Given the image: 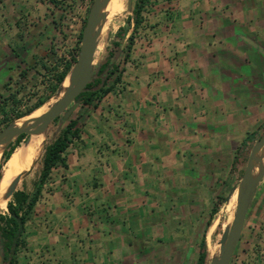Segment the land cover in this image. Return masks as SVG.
Masks as SVG:
<instances>
[{
  "label": "crops",
  "instance_id": "crops-1",
  "mask_svg": "<svg viewBox=\"0 0 264 264\" xmlns=\"http://www.w3.org/2000/svg\"><path fill=\"white\" fill-rule=\"evenodd\" d=\"M171 5L154 4L158 26L135 39L118 86L75 106L79 137L44 184L15 264H196L213 202L264 122V0ZM19 22L0 46L9 72L27 71L37 49ZM230 264H264V178Z\"/></svg>",
  "mask_w": 264,
  "mask_h": 264
},
{
  "label": "rangeland",
  "instance_id": "rangeland-1",
  "mask_svg": "<svg viewBox=\"0 0 264 264\" xmlns=\"http://www.w3.org/2000/svg\"><path fill=\"white\" fill-rule=\"evenodd\" d=\"M5 1L6 0H0V46L1 44H6L5 42L9 40V36L15 35L13 32L14 29H12L10 25H14L15 27L17 20L20 21L18 23L20 26H24V24L26 25V31L24 32L22 30V33H20L25 40L23 41V45L28 46V48L31 45L37 46V49L35 48L33 51L29 49V55L24 57L25 63H23V65L27 68V76L25 78H20V67L14 65V69H18V71L10 69L11 72L4 68L7 65L6 62H8L9 58L4 56L6 49L2 47L0 49V93L5 96H8L10 93H15L17 98L20 100L19 109L25 111L28 107L35 104L40 97L47 94L49 85L53 82V74L45 69L40 60L44 59L48 66L52 67V64H54L57 60H65L72 54V52H76V48H78V46L80 48V32L83 28L85 18L88 15L93 0H76L75 3L67 0L65 1L67 4H61L59 8L54 7L52 4H43L42 6H39V4H34L35 0H28V4H19V0H13L17 2V4L13 5L3 4ZM120 1L124 4V9L121 12L110 15L109 18L107 15V18L102 25V32L103 30L104 32H101L98 40V46L94 59L95 66H99L102 62H104L109 52L115 53L117 55L116 60L120 62L123 61L125 57L126 46L129 42V36L131 35L133 29V9L137 0H131V8H129L130 0ZM154 4H167V12H173L171 8L174 5L171 4H179V0H147V11L145 12L146 22L143 30H140L137 33V39H140V37H146V39H148L150 33L158 26V22L151 19ZM119 33L122 34V37L118 36ZM14 44H16V50L23 54L20 51L21 45L13 42V45ZM32 55H35L34 58L36 61L32 59ZM35 62H37V64H34ZM123 65L124 63L122 66ZM6 84L9 89H6ZM56 96L57 94L53 97ZM53 97H51V99ZM51 99L48 101L49 106L54 101H57V99L52 101ZM38 109H36L33 113H37ZM72 115L73 112L67 119H63V117L60 116L50 124L44 134L43 143L39 144L40 147H42V150L36 154L32 170L22 177L17 185V190H25L29 191V193L34 191L35 183L42 171L45 146L56 139L69 119L72 118ZM29 117H31V115ZM24 120L25 119H21L20 123ZM4 127L0 125V131ZM263 132L264 122L257 130V134H262ZM31 138L32 135L29 139L27 136L21 144L27 143L31 140ZM253 142L254 141H251L245 147V153L241 162L242 169L241 172H237L235 174L236 178L234 185L231 186L227 190V193L221 197L225 198L230 190L238 185L239 179L244 172L247 157ZM6 152L7 148L0 153V163ZM5 167L6 164L3 166V172L5 171ZM2 181L3 178L0 179V182ZM235 192L229 202H223L220 205L212 223L204 231V234H206L208 250H210L212 246L219 244L223 230L231 224L234 218L237 202H233ZM10 200H12V196L9 197L8 202ZM8 213L7 206H0V214ZM0 252H4L1 234ZM194 261V258H189L186 261V264H195Z\"/></svg>",
  "mask_w": 264,
  "mask_h": 264
},
{
  "label": "trees",
  "instance_id": "trees-1",
  "mask_svg": "<svg viewBox=\"0 0 264 264\" xmlns=\"http://www.w3.org/2000/svg\"><path fill=\"white\" fill-rule=\"evenodd\" d=\"M147 0H137L133 9L134 16L132 17L134 24L131 35L129 36V42L126 46V54L123 61H117V55L113 52H109L104 62H102L96 68V74L91 82L88 83L86 90L80 94V103L90 105L93 100L100 99L110 91H113L116 86L121 82L123 75L122 64L129 59L132 45L135 42L137 33L143 30L146 22L145 12L147 11ZM89 13V12H88ZM88 16V15H87ZM83 28L86 23V19ZM83 28L80 32V39L82 38ZM122 34H118L119 37ZM72 53L69 59L57 60L52 67H49L44 59H41L42 65L53 74V82L49 85L48 92L44 96L40 97L38 101L32 106L28 107L25 111L19 109L20 100L15 93H10L8 96L0 93V125L3 127L12 121L27 116L41 107L46 101L56 93L61 86L66 76L68 75L71 67L77 58V51ZM27 76L26 70H21L20 78ZM6 89H9L7 84ZM80 128L77 120L73 117L69 119L65 127L61 130L59 135L54 141L47 144L43 156L42 171L39 175L35 188L32 193L25 190H17L12 196V200L6 202L8 208V214H0V234L2 237V243L4 247V263L15 264L17 262V253L20 246L26 244V238L24 232L26 223L29 219L31 212L37 203L44 184L50 178L52 170L59 165L66 166L65 151L74 138L79 137ZM27 137L26 134L19 135L12 143L9 144L6 154L0 163V179L3 178V166L10 159L12 153L17 147L21 145L23 140ZM30 138V137H29ZM5 167V169H6ZM227 201V198L218 197L213 202V206L210 210V219L208 224L214 218L219 210L220 205ZM208 258L207 241L204 237L200 242L199 253L197 256L196 264H206Z\"/></svg>",
  "mask_w": 264,
  "mask_h": 264
},
{
  "label": "water",
  "instance_id": "water-1",
  "mask_svg": "<svg viewBox=\"0 0 264 264\" xmlns=\"http://www.w3.org/2000/svg\"><path fill=\"white\" fill-rule=\"evenodd\" d=\"M108 2L109 0H93L83 28L76 61L66 76L69 77V85L67 86L63 97L54 101L39 116L29 117L33 113L32 112L27 116L16 119L7 124L0 131V146L3 145L2 151L5 148H8L9 144L12 143L19 135L26 134L28 139L34 134L44 135L50 124L55 119L60 116H62L63 119H67L71 116L75 106L80 103V94L86 90L88 83L93 80L96 74L97 66L94 65V59L98 46V40L102 32V25L108 15L104 9ZM131 5L130 0L129 8H131ZM61 86L51 97L58 93ZM51 97L46 102H48ZM21 119L25 120L20 123ZM263 148L264 132L262 134L255 135V140L250 148L245 169L239 179V183L236 187H233L226 196L227 201L225 203L229 202L235 191H238L234 218L231 224L227 226L221 234V238L219 240V253L210 258L208 250L206 264L231 263L236 246L241 238L246 216L251 206L253 196L256 192L258 184L264 178V164L263 157L261 155V150ZM32 168L33 167L31 166V168L23 171L14 178L10 186L8 199L13 196L15 191H17V185L22 177L29 173ZM3 254L4 252H0V264H7L4 263Z\"/></svg>",
  "mask_w": 264,
  "mask_h": 264
},
{
  "label": "bare ground",
  "instance_id": "bare-ground-1",
  "mask_svg": "<svg viewBox=\"0 0 264 264\" xmlns=\"http://www.w3.org/2000/svg\"><path fill=\"white\" fill-rule=\"evenodd\" d=\"M104 9L105 12L108 13L109 18L110 15L121 12L124 9V4L120 0H109L108 4L105 6ZM68 85L69 77H66V79L62 83L61 89L57 93V96L53 97L51 101L62 98ZM48 106L49 102L45 103L40 109H38L37 113H32L31 117L39 116L43 113L44 110L48 108ZM43 139V134H34L32 135L31 140H29L27 143L21 144L12 153L10 159L7 162V167L4 171L3 181L0 182V206L6 205V202L8 201L10 186L15 176L22 173L23 171L28 170L29 168H31V166H33L36 154L42 150V147H40L39 144L43 143ZM2 148L3 145L0 146V153L2 152ZM261 155L263 157L264 164V148L261 150ZM237 199L238 191H236L233 196V202L237 201ZM219 250L220 244L212 246L209 250L210 258L217 255L219 253Z\"/></svg>",
  "mask_w": 264,
  "mask_h": 264
},
{
  "label": "built area",
  "instance_id": "built-area-1",
  "mask_svg": "<svg viewBox=\"0 0 264 264\" xmlns=\"http://www.w3.org/2000/svg\"><path fill=\"white\" fill-rule=\"evenodd\" d=\"M78 52H79V50L77 51V55H78ZM72 53H74V52H72ZM71 56V55H70ZM70 56L67 58V59H69L70 58Z\"/></svg>",
  "mask_w": 264,
  "mask_h": 264
}]
</instances>
